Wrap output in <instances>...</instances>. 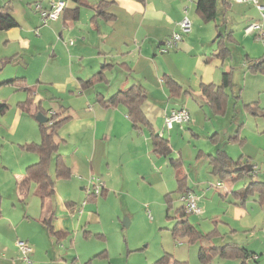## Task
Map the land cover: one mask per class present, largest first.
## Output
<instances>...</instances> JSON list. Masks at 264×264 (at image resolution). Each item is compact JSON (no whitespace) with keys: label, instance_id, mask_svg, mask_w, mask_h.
I'll list each match as a JSON object with an SVG mask.
<instances>
[{"label":"rangeland","instance_id":"1","mask_svg":"<svg viewBox=\"0 0 264 264\" xmlns=\"http://www.w3.org/2000/svg\"><path fill=\"white\" fill-rule=\"evenodd\" d=\"M48 1L10 0L9 9L19 21L22 32H26L25 37L30 41L29 47L20 48L16 42H6L5 31H0V102L9 104L4 112H0V231L10 238L13 237L15 241H25L26 236H33L38 244L45 242V233H41L42 227L37 222L40 200L33 194L35 185L30 184L28 195L22 201L16 187L17 175L25 172V164L31 158L38 159V155L28 151L25 145L41 141L39 123L30 119L32 127H29L26 112L20 107L28 96L33 95L23 89L21 77H25V85L35 86V91H39L36 100L40 97L44 111L55 107L52 98L47 97L46 90L54 96L61 95L63 104L76 105V97L69 98L68 93H61L56 85L47 82L50 79L61 81L69 74V70L73 73L70 66L67 68L70 62L69 52L82 42L83 36L86 38L87 47L84 49L81 66L88 69L90 62L87 54L91 53L92 49L87 43L95 37L94 33L87 37L84 21L86 19L87 23L89 17L85 14L82 15V23L78 20L71 23L70 27H61V17H58L56 25L51 20L41 23L40 14L35 12L34 5L40 3L46 7ZM114 1L115 3H109L108 6L110 5L119 17L116 22L118 36L113 35L116 32L114 28L102 27L112 34L114 43L125 42L126 40L121 38L122 35H131L136 30L138 44L146 34H166L162 22L141 21L138 16L140 0ZM148 1L154 3L158 9L164 10L166 14L171 12L168 15L174 16V0H145ZM180 1L186 4V9H182V19L187 18L190 22L189 32L182 34L183 39L170 51L163 54L157 51L154 52L155 56L146 52L144 56L147 60H133V77L143 78L146 75L149 91L156 94L155 89L160 88V81L156 80L157 85L152 78L153 66L162 65L166 70L172 71L184 88L195 90L192 97L185 96L184 91L181 95L182 102L185 101L188 105L187 111H191L189 122L174 124L177 125L174 131H164V136L169 138L172 147V158L181 157L179 169L181 174L186 176L183 189H189L193 195L200 197L197 204L200 213H187V221L199 233L208 234L209 244L235 242L254 252V255L248 257L247 264H264V204H259L254 194L246 198L244 208L241 209L232 203V195L223 196L230 189L238 188L244 183L247 185L251 178L244 176L230 183L227 177L212 174L207 163L208 152L215 153L218 148L225 150L233 159L241 155L249 156L251 164L258 168L255 178L264 180V65L256 71L249 67V62L264 56V43L258 39L256 32L245 30L249 24L260 23L264 31L262 11L251 2L236 1L235 5L234 0H227L230 8H227L222 0L217 2L219 11L222 8L220 1L224 4L225 17L230 21L226 27L233 30L231 33L236 41L229 43L227 39L226 46L231 55L224 59L225 63L228 62L232 67L231 86L227 88V92L233 103L230 104L227 115L213 116L195 86L196 77L187 68L186 72L180 70V57L166 58L183 50L182 44H190L192 39V45L188 46L189 55H197L196 52L193 53L194 48L198 50L206 47V56H210V49L217 46V42L212 43L216 35L215 23L204 22L198 17L195 12V0ZM258 5L264 7V0H258ZM80 8L81 12L89 10L84 6ZM221 19L219 12L217 24L222 23ZM179 23L169 31V36L181 33ZM59 31L62 38L59 37ZM226 34L224 33L223 37L225 41ZM202 43H206V46H201ZM146 44L148 41L144 45ZM183 51L187 53V50ZM13 55L15 56L11 59L10 56ZM180 56H183L182 53ZM183 58L191 67L194 57L192 56L193 60L188 56ZM78 60L79 58L73 59L70 63H76ZM117 73L114 72L116 77ZM161 75L162 70L159 72V78ZM161 86L164 89V86ZM90 90L92 97L93 89ZM163 100L166 101V98ZM147 103L153 104L152 99L149 98ZM248 103L253 106L255 114L246 110L245 104ZM49 114L50 112L45 117H49ZM44 124L47 127L46 122ZM238 125H243L239 136L247 137L246 142L242 144L239 142V136L236 141L229 140ZM69 129L60 126L53 136L56 144V150L50 156V171L53 177L56 157H59L65 166L74 158L76 148L69 146L67 150L64 149V140L60 138V135L64 136ZM214 132L217 143L211 139ZM139 147L140 142L129 143L127 138L109 140L105 144L103 157L96 156L92 166L88 158L82 160L86 177L76 172L69 179L56 181L52 196V205L56 210L54 225L56 228L68 229L69 235L61 243L63 249L58 245L61 251L68 252L64 255L67 264H81L80 258L75 259L77 254L83 258H93L97 252L105 249L102 261L99 258L92 259L96 260L95 264H153L161 259H168L169 255L186 264H236L232 259L219 256L213 257L209 263H204L198 258L199 246L204 242L173 238L171 229L176 222L177 210L182 207V192L177 190L175 168L170 166L165 158L153 156L149 152V145ZM144 148L149 153H144ZM81 177H85V180H80ZM90 177L93 179L88 181ZM218 181L223 184L220 189L215 186ZM125 222L128 223L126 227ZM27 244L33 251L32 246L28 242ZM16 259L19 264H24L20 251Z\"/></svg>","mask_w":264,"mask_h":264},{"label":"crops","instance_id":"2","mask_svg":"<svg viewBox=\"0 0 264 264\" xmlns=\"http://www.w3.org/2000/svg\"><path fill=\"white\" fill-rule=\"evenodd\" d=\"M58 1H64L65 3V9L61 13L59 17H61L62 23L61 27L67 26L70 27L71 23H76L75 21H81L82 23V15H87L89 17L88 22L86 23L85 19V27H86V34L87 37L90 36V33H94L95 37H93L92 41H89L87 44L92 49L91 53H88L89 55L88 61L90 62L89 68L87 69L83 65L81 66L82 59L84 58V49H86L87 45L85 42V37H82V42L80 44L74 46L71 51L69 60L72 62L73 59L79 58V60L76 63H68L67 68H70L73 70V73L67 74L64 79L61 81H53L50 79L48 84H54L58 88V90L61 93L69 95V98H75L78 103L76 105H65L62 103L64 99L61 95L54 96L49 90H46L45 93H47L48 98H52L54 101L55 107L49 108V111L46 112L42 108V104L39 100L37 101L36 94L39 93V91H35V86H28L25 85V77H21L23 79L22 85H24L23 89L28 91L29 93H32L33 95L28 96L26 101L21 103V108L23 109V112H26V117L29 119L28 124L29 127L32 122H30V119H35V114L37 111L38 113L43 114V116H48V112H50V115L56 114L59 115V118H62L64 116H68L69 118L64 121L61 124V127L70 128L68 132L61 136L60 138L64 140V149H68L69 146H74L76 148V151L74 152V158L72 159L71 163H68V166L66 167L70 171V175L67 178L62 179H69L72 177V174H75L76 172H79V174H83L80 176H87L86 172L83 170L84 163L82 160H85V158H88L90 161V166H92L93 161L96 159V156L100 155V157H103L105 149V144L109 140H119L122 138H127V141L129 143L133 142H140V147H144L146 145H149L150 153L153 156H159L160 158H165L167 163L172 166L171 161L172 158V147L170 145L169 138H166L164 136V131H174L175 126L173 125L172 128L167 129L164 125V118L166 115H168L172 110H179L182 108H185L188 110V105L185 104V101L182 102V93L184 91V95L192 97V92H195V90L191 87V89L184 88L183 85L174 77L172 71L166 70V67L162 65L153 66L154 69V75H152V78L156 81L157 79L160 81V88L157 87L156 94L153 93V91H149L147 85H146V79L147 76L144 75L143 78H137L133 77L135 73V68L133 66V60H138L141 58H144L147 60V57L144 56L146 52L152 53L153 56H155L154 52H159L160 45L164 42V40L167 39L169 36L172 28L174 26H178L177 24L180 22V20L183 17L182 9L185 10L186 4L182 3L180 0H174V12L173 15L171 12H166L162 9H158L154 3L148 1L145 2V0H140L138 16L140 17L141 21H155L156 23L162 22L163 25H165L166 34H163L161 36L159 35H144L143 39L140 41L137 37V30L131 34V35H122V39L126 40L125 42L114 43L112 39V34L105 31L102 27L105 28L112 27L115 29L116 32L113 33L116 37L118 36L117 28H116V22L118 20V16L112 11L111 6L109 3H115L114 0H49L46 7H43L40 3H36L34 5L35 12H38L40 15V21H41V13L44 11H48L51 8V5ZM107 2L103 5L104 10L103 12L105 14H111L114 16V18L107 19L104 15L99 14L95 11V8L99 2ZM227 8H230V3L227 0H222ZM220 1V5L222 6L221 11L218 10L217 7V16L218 13L221 12V24H217V16L215 21V31L217 33V26H219L220 31L222 32H233L232 29L229 27H226V25H229L230 21L225 17L226 11L223 2ZM7 2L8 5V12L16 19L18 26L11 28L9 30H5L6 33V42H16L20 48H25L30 46V41L25 37L26 32H22L20 29V23L17 20L14 13H12L9 9L10 7V0H0V7L1 5ZM80 2H84L87 5H82ZM248 2V1H246ZM233 3L236 5V0L233 1ZM240 3V2H239ZM244 3V2H241ZM38 6V9L36 7ZM42 6V7H41ZM84 6L85 8L89 9L87 11H80V7ZM138 10V7H136ZM196 12V11H195ZM197 14V13H196ZM198 15V14H197ZM199 17V15H198ZM200 18V17H199ZM226 19V21H225ZM58 19L52 20L55 25L57 24ZM227 22V23H226ZM42 23V21H41ZM167 24V26H166ZM91 26V28L89 27ZM52 29V28H51ZM50 30V29H48ZM130 30V29H126ZM31 32V31H29ZM82 32V30H80ZM127 32H125L126 34ZM232 34V33H231ZM216 36V35H215ZM233 40L236 41L234 35ZM59 37L62 38L61 31H59ZM215 38V37H214ZM183 39V38H182ZM193 40V39H192ZM192 40L190 44H182L183 50H187V53H185L183 50H180L179 52H176L174 54H171L170 56H167V59L172 58H179V68L182 72H186L189 70L193 76L196 77V85L198 92H200L202 98L204 99L206 105L209 108L210 113H212L213 116L218 115H227L229 113L230 104L233 103L231 101V96L228 94L227 89L224 90L225 93V102L223 107H218V113H215L213 111V107L207 100V98L203 95L201 92V86L204 85H210L213 84L215 86H218L221 82V77L223 72L232 71V67L230 64L225 63L226 60L220 59L215 56V50L216 47L213 49L211 48V55H207L206 47H201L198 50L196 48L193 49V53L196 52L197 55H189L188 53V46L192 45ZM148 41V44L144 45ZM214 39L212 40V43H214ZM71 43V42H70ZM206 43H202L201 46H206ZM58 43L54 46L55 50L57 48ZM70 47V46H68ZM158 48V50H157ZM54 50V51H55ZM180 53H182L183 56H188L192 59V56L194 57L193 63H191V67L188 66L183 56H180ZM18 53H16L17 55ZM134 54L137 55V57L134 58ZM163 54V53H160ZM13 56H10L11 59ZM10 57H7V59H10ZM228 59V57H227ZM15 60V59H14ZM132 60V61H131ZM151 64L154 65V63L151 61ZM100 65V66H99ZM245 65V64H244ZM162 70V75L159 78V72ZM114 72L117 73V77L114 75ZM193 72V73H192ZM221 72V73H220ZM165 77H169L173 79L179 87H176L172 89L165 83ZM219 80V81H216ZM157 82V81H156ZM158 85V82H157ZM164 86V89L162 86ZM136 86L139 87L143 94L145 95V98L143 99L140 109L142 111L144 122H137L133 123L132 119L128 117V112L126 107L123 104H118L115 106H107L103 103V101L109 99L113 95H115L118 92H125L130 87ZM93 89L92 94L94 96L90 97V89ZM183 95V96H184ZM235 96L233 95V98ZM77 98L82 100H77ZM152 99L153 104H148V99ZM163 98H166V101L163 100ZM62 99V101H61ZM36 100V101H35ZM7 103V102H6ZM26 103H29L27 108H24ZM8 104V103H7ZM250 104V103H248ZM222 105V104H221ZM9 106V104H8ZM26 107V106H25ZM152 108V110L150 109ZM253 108V106H252ZM254 110V108H253ZM151 112V113H150ZM191 111L189 110V113ZM255 114V110H254ZM190 115V114H189ZM48 119V117H46ZM36 121V119H35ZM243 125H238L233 135L229 136V140H231L232 137L236 136V138L239 136V132ZM158 135L160 138H163L167 141L168 146L170 147L171 153L168 157L160 155L153 151L151 136ZM215 136L216 133L214 132L211 136V139L214 140L215 143ZM170 137V136H168ZM246 136H239V142L242 144L244 141L246 142ZM232 141V140H231ZM31 143H37L35 141ZM72 148V150L74 149ZM152 148V150H151ZM219 149V148H218ZM217 149V150H218ZM216 150V152H217ZM223 150V149H220ZM142 151L145 153L147 150L144 148ZM227 157L229 155L226 153L225 150H223ZM147 152V153H149ZM216 152H208L207 154V163L209 164V156L215 155ZM34 153V152H33ZM78 154V156L76 154ZM179 158L181 165V157H176L175 159ZM231 160H237L238 158H241L242 166L244 165H250L251 170H253L252 178L255 179V176L258 175V168L251 164V159L249 156L245 157V155H241L237 159H233L229 157ZM33 160V161H32ZM37 161L34 159H29V161L25 164V167L28 165L35 163ZM51 168V160L50 165L48 168V172L51 175L52 178H54L50 171ZM26 170V169H25ZM180 170V169H179ZM25 173V172H24ZM24 173L17 175V193L19 195L20 201L24 199L25 196L21 195L18 190V182L23 177ZM181 173V171H180ZM53 174H54V168H53ZM214 174V173H212ZM185 176L184 174H182ZM85 177L80 180L84 181ZM80 178V177H79ZM175 179H176V169H175ZM186 179V176H185ZM59 179H55L56 181ZM89 180V179H88ZM229 182L233 183L235 180L233 178L228 177ZM177 181V180H176ZM220 182V181H218ZM183 186H185V180L182 185V189H179V185L177 187V190L179 192L183 191H189L191 193V190L183 189ZM246 186V183H244L242 186L238 188L230 189L229 192H226L223 194V196H227L228 194L232 195L231 200L232 203L237 206L238 208L243 209L244 205L246 203V199L244 201L238 200L239 194L236 192L241 191L242 188ZM220 189V188H218ZM55 191V189H54ZM28 195V193H27ZM198 203L200 202V197H198ZM240 201V202H239ZM45 207H47L48 212L45 215V222L42 221L44 214L41 213V208L39 212V216L37 219V222L42 227L41 233H45L44 238L45 242H41L38 244L33 236H26L25 242L29 243L33 251L30 254V259L32 261V264H67V259L64 257V255H67V251H61L60 247L63 249V245H61L62 242L65 241L66 237H68L69 232L66 228H56L54 225L56 210L53 208L52 205V198L47 199L45 202ZM10 228V227H8ZM86 234V232H83ZM218 234V232H217ZM102 236V234H99ZM85 237V236H84ZM103 237V236H102ZM16 240V239H15ZM14 238L8 237L5 233H2L0 231V264H19L16 259V256L19 254L18 248L16 246V242ZM18 240V239H17ZM22 240V239H20ZM19 241V240H18ZM23 241V240H22ZM226 243H233L238 247L245 248L248 252H250L252 255H254V252L249 251L247 247L242 246L240 244H237L235 242H226ZM224 244V243H223ZM213 245V244H212ZM222 245V244H220ZM106 253V249L103 251L97 252L93 258H104V254ZM79 258L82 260L81 264H95L96 260H92L90 256L87 258H83L80 255L77 254L75 259L79 260ZM83 258V259H82ZM173 258V257H172ZM174 259V258H173ZM177 260V259H176ZM236 264H241V259H232ZM247 259H244L242 261L244 264H247Z\"/></svg>","mask_w":264,"mask_h":264},{"label":"trees","instance_id":"3","mask_svg":"<svg viewBox=\"0 0 264 264\" xmlns=\"http://www.w3.org/2000/svg\"><path fill=\"white\" fill-rule=\"evenodd\" d=\"M194 2L195 11L202 21H215L217 16L218 0H195ZM106 3L104 1L99 2L98 5L94 7L95 11L104 15L107 19L112 20L114 18L113 15H107L103 12L105 8L103 5ZM80 4L87 5L84 2H80ZM17 26L18 23L16 19L8 12L7 2H4L0 7V31L9 30ZM224 33H227L226 41L223 38ZM227 39L229 43L234 41L231 32H222L220 31L219 26H217V33L214 38V41L217 42V46L214 54L220 59H225L227 57L229 58L231 55L230 49L226 46L228 43ZM262 65H264V56L249 62V67L253 71L261 69ZM230 73L231 70L223 72L221 82L218 86L213 84L201 86V92L207 98L215 113H218V107L221 108L224 105L223 102H225L226 96L224 90L231 86ZM164 80L165 83L172 89L179 87L178 84L169 77H165ZM144 98L145 95L143 94L142 90L139 87L132 86L125 92L120 91L116 93L109 99L103 101V103L107 106L123 104L127 109L128 117L132 119L133 123L135 124L137 122L145 121L140 109V105ZM28 104L29 103H26V107L24 105L23 107L27 108ZM7 107L8 105L6 102H0V112H4ZM245 108L248 112L254 113L251 104H245ZM37 113L38 111L33 114V116H35ZM68 118V116L59 118V115H50L46 122L47 127H45L44 123L39 124V128L41 129L40 143H30L25 145L28 151L34 152L38 155V159L35 163H32L26 167L23 177L18 182V190L21 195L26 196L30 184L34 183L35 189L33 194L40 200L41 213L44 214L42 221L44 222L46 221L45 215L48 212L47 207H45V202L54 195L55 179L67 178L70 175L69 169L64 164H62V161L59 160V157H56V162L54 163V178H52L48 172L50 156L54 150H56V144L53 141V136L56 130ZM231 140L236 141V136L232 137ZM151 141L154 152L166 157L170 155L171 150L165 139L160 138L158 135L152 134ZM209 158L211 173L218 174L219 177H230L233 178V180L242 179L244 176L251 178L248 184L244 186L241 191L236 192L239 194L238 200L244 201L248 196L255 194L257 202L259 204H264V180L252 178L251 173L253 170L249 172L242 170L243 164L241 162V158H238L237 160H231L229 157H227L225 152L220 149L217 150L215 155L209 156ZM171 164L176 169V180L178 182L179 189H182L185 176L180 173L179 158L173 159ZM183 193H189V191H183L182 194ZM171 233L175 240H179V238H187L188 241L204 242V244L200 245L198 249V258L204 263H209L213 257L219 256L224 259H241V264H244L242 261L251 255V253L245 248L238 247L233 243H224L222 245L209 244L208 241L210 240L208 239V234L203 235L199 233L195 227L187 221V212H185L183 205L177 210L176 222L171 229ZM169 257L168 259H161L160 261L153 264H186V262L173 259L170 255Z\"/></svg>","mask_w":264,"mask_h":264},{"label":"built area","instance_id":"4","mask_svg":"<svg viewBox=\"0 0 264 264\" xmlns=\"http://www.w3.org/2000/svg\"><path fill=\"white\" fill-rule=\"evenodd\" d=\"M192 1V0H187ZM237 2H251L256 5L257 9L259 11H262L261 18L264 19V7L263 5H258V0H236ZM65 8V2L64 1H58L51 5V8L48 11H44L41 13V21L42 23H46L47 20H55L57 19L61 13L63 12ZM38 9V6L36 7ZM181 33H173L171 36H169L159 47L160 53H165L170 51L172 48H175L179 41L182 40V34H185L189 32L190 30V22L187 18H184L179 23ZM245 30L250 32H256V36L260 41L264 43V31L262 30L260 23H254L249 24L245 27ZM190 120L189 112L185 109H179V110H172L168 115L164 118V125L167 129L172 128L174 124H182V123H188ZM93 178L90 177L88 181H91ZM222 182H217L216 187L221 188ZM180 200L182 201L183 208L185 212L187 213H200V208L198 207V198L197 196L193 195L192 193H183L180 196ZM16 246L19 249L21 255H22V261L24 264H32V261L30 259V254L32 252L30 246L22 240H19L16 242Z\"/></svg>","mask_w":264,"mask_h":264},{"label":"water","instance_id":"5","mask_svg":"<svg viewBox=\"0 0 264 264\" xmlns=\"http://www.w3.org/2000/svg\"><path fill=\"white\" fill-rule=\"evenodd\" d=\"M35 119H36V121H37L39 124H43V123L47 122V120H48V119H47L45 116H43V114H41V113H37L36 116H35ZM242 170H244L245 172H249V171H251V166H250V165H244V166H242ZM124 226H125V227L128 226V223L125 222V223H124Z\"/></svg>","mask_w":264,"mask_h":264}]
</instances>
